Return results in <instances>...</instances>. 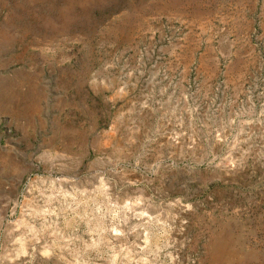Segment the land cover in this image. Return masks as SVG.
I'll use <instances>...</instances> for the list:
<instances>
[{
	"label": "rangeland",
	"instance_id": "1",
	"mask_svg": "<svg viewBox=\"0 0 264 264\" xmlns=\"http://www.w3.org/2000/svg\"><path fill=\"white\" fill-rule=\"evenodd\" d=\"M0 264H264V0H0Z\"/></svg>",
	"mask_w": 264,
	"mask_h": 264
}]
</instances>
